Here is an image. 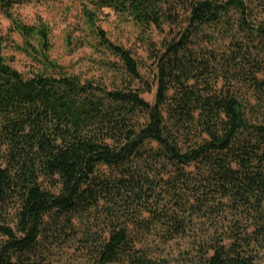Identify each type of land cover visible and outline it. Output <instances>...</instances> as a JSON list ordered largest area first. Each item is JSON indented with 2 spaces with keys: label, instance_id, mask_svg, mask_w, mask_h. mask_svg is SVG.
Here are the masks:
<instances>
[{
  "label": "trees",
  "instance_id": "16d2710c",
  "mask_svg": "<svg viewBox=\"0 0 264 264\" xmlns=\"http://www.w3.org/2000/svg\"><path fill=\"white\" fill-rule=\"evenodd\" d=\"M31 1L0 0L39 63L0 55V264H264V0H80L110 85L50 58Z\"/></svg>",
  "mask_w": 264,
  "mask_h": 264
},
{
  "label": "rangeland",
  "instance_id": "374dc122",
  "mask_svg": "<svg viewBox=\"0 0 264 264\" xmlns=\"http://www.w3.org/2000/svg\"><path fill=\"white\" fill-rule=\"evenodd\" d=\"M14 12L24 23L34 25L42 21L49 26L52 42L50 58L69 72L80 75L83 79H94L108 85L116 78L117 74L106 65L116 59L105 56L96 49V41L90 35L80 0H33L16 5ZM97 24L108 33L112 41L131 50L140 63H147L146 48L140 41L141 31L130 19L119 16L111 9H103L98 12ZM155 37L159 39L156 33ZM22 47V38L0 9V55L12 61V65L23 74L30 76L37 70L39 63L31 51L24 52ZM142 70L145 71L144 68ZM144 97L152 99L149 95ZM12 216L10 214L8 217L9 221H12ZM1 239L0 236V241ZM65 252L63 254V249L58 251L55 264H86L76 254V250L68 249Z\"/></svg>",
  "mask_w": 264,
  "mask_h": 264
}]
</instances>
